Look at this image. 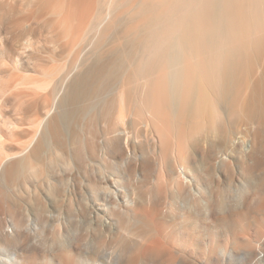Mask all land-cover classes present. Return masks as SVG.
Here are the masks:
<instances>
[{
    "label": "bare ground",
    "instance_id": "bare-ground-1",
    "mask_svg": "<svg viewBox=\"0 0 264 264\" xmlns=\"http://www.w3.org/2000/svg\"><path fill=\"white\" fill-rule=\"evenodd\" d=\"M0 42V264L264 257V0H0Z\"/></svg>",
    "mask_w": 264,
    "mask_h": 264
},
{
    "label": "rangeland",
    "instance_id": "rangeland-1",
    "mask_svg": "<svg viewBox=\"0 0 264 264\" xmlns=\"http://www.w3.org/2000/svg\"><path fill=\"white\" fill-rule=\"evenodd\" d=\"M0 45H1V42H0ZM3 74L4 73H2V70H0V90H1V93L0 94H2L3 88L5 87V85L7 83V80H8V78L6 77V75L5 74L3 75ZM0 99H1V97H0ZM1 106H3L2 105V102H1ZM49 224H54V223L51 220V221H49ZM263 253H264V249H263ZM257 260L258 259L256 258V259H254L252 261H249L247 264H253ZM256 264H264V257L261 260H258V262H256Z\"/></svg>",
    "mask_w": 264,
    "mask_h": 264
}]
</instances>
